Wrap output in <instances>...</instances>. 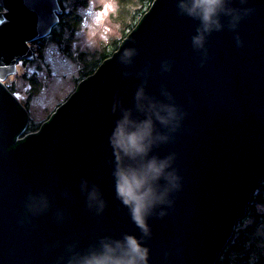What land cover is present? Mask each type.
Instances as JSON below:
<instances>
[{"label": "water", "instance_id": "1", "mask_svg": "<svg viewBox=\"0 0 264 264\" xmlns=\"http://www.w3.org/2000/svg\"><path fill=\"white\" fill-rule=\"evenodd\" d=\"M176 4L154 0L39 131L20 138L28 115L3 81L20 60L33 59L29 44L50 34L61 9L58 0H0V264H58L61 256L59 264H66L70 244L79 251L103 236L140 237L116 198L109 136L119 118L111 113L115 95L133 107L144 80L135 73L146 66V93L165 101L166 88L187 113L174 138L152 152L176 155L182 189L173 193L171 207L164 206L163 218L148 220L149 264L216 263L264 177V0L243 6L255 10L237 29L243 47L227 27L208 37L203 67L191 42L199 22L178 15ZM233 6L241 7L238 0ZM128 47L139 54L126 68L118 58ZM165 60L172 68L162 73ZM126 70L133 75L124 77ZM84 179L102 192V214L88 210ZM30 197L39 201L35 212L28 208Z\"/></svg>", "mask_w": 264, "mask_h": 264}, {"label": "clouds", "instance_id": "2", "mask_svg": "<svg viewBox=\"0 0 264 264\" xmlns=\"http://www.w3.org/2000/svg\"><path fill=\"white\" fill-rule=\"evenodd\" d=\"M98 2L110 7L113 12L117 10L116 0ZM234 2L235 0H177V14L199 22L191 42L192 48L203 57L201 67L208 59L206 44L213 32L223 31L227 27L236 33L237 47H243L237 29L241 21L255 10L243 7L248 4V0H238L241 7H234ZM222 18H227V24ZM88 21L85 45L94 47L97 37L107 43L112 29L104 18L91 16ZM132 43L135 44L136 41ZM138 54L137 48L128 47L120 54L118 62L126 68L130 67L133 65V58ZM171 68V61L161 62L162 73L170 72ZM122 75L129 77L133 73L126 70ZM135 75L138 78L144 77V80L135 91L133 107H125L119 93L114 97L111 113H119V118L109 136V144L114 156L112 176L116 198L128 209L131 220L141 235L139 238L128 233L120 238L103 236L79 251L76 244H70L67 250L71 255L66 264H149L150 249L145 243L151 238L152 232L148 220L153 215L163 218L167 214L164 206L171 207L174 204L171 198L173 193L182 189V177L174 166L176 155L172 153L161 158L152 152L154 148L174 138L173 134L180 129L187 113L177 106L174 97L166 88L161 89V95L167 102L146 93L149 66ZM80 187L86 195L88 210L94 209L97 215L102 214L107 202L99 187L92 184L89 189L87 179L82 181ZM30 200L28 208L35 212L39 201L35 197H30ZM43 207H48L47 200L43 201ZM158 208L160 211L157 213ZM63 260L64 257L61 256L59 261Z\"/></svg>", "mask_w": 264, "mask_h": 264}, {"label": "rangeland", "instance_id": "3", "mask_svg": "<svg viewBox=\"0 0 264 264\" xmlns=\"http://www.w3.org/2000/svg\"><path fill=\"white\" fill-rule=\"evenodd\" d=\"M147 6L148 0H116L117 10L113 12L98 0L59 1L62 15L52 28L57 34H51V31L42 43H30L33 59L20 60L15 72L3 81L26 109L27 135L39 131L70 97L83 72L96 68L99 65L96 61H100L102 56L114 53L131 28L138 24L142 17L140 14ZM4 13L0 7L2 20H5ZM91 16H102L112 34L107 43L97 37L96 45L89 48L84 37L89 27L88 17Z\"/></svg>", "mask_w": 264, "mask_h": 264}, {"label": "trees", "instance_id": "4", "mask_svg": "<svg viewBox=\"0 0 264 264\" xmlns=\"http://www.w3.org/2000/svg\"><path fill=\"white\" fill-rule=\"evenodd\" d=\"M153 1L154 0H148L146 10L149 9ZM146 10L141 12L140 15L143 16ZM61 15L62 14H59L58 16L60 17ZM134 28L135 26L132 27L131 30ZM55 33L57 34L56 31ZM55 33L52 30L51 34ZM45 38L46 37L38 39L32 42V44H40ZM112 54L113 53L104 55L100 58V61H96L99 65L96 68L89 69L87 72H83L81 80L92 75L103 61ZM21 61L25 62L24 59ZM7 87L12 92L11 88L9 86ZM51 116L45 122H47ZM25 135H27L26 130L20 135V138H24ZM215 264H264V177L252 194L245 216L237 222L231 238H229L222 249Z\"/></svg>", "mask_w": 264, "mask_h": 264}]
</instances>
